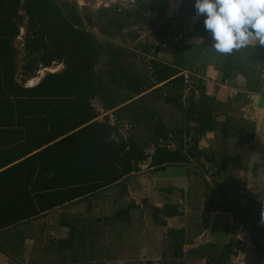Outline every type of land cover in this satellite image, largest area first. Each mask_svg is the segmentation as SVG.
Returning <instances> with one entry per match:
<instances>
[{
  "label": "trees",
  "instance_id": "16d2710c",
  "mask_svg": "<svg viewBox=\"0 0 264 264\" xmlns=\"http://www.w3.org/2000/svg\"><path fill=\"white\" fill-rule=\"evenodd\" d=\"M193 3L181 0L177 13L182 24L176 31L168 32L172 27L169 23L152 30L150 38L179 36L170 61H164L151 43H136L133 50H127L111 41H98L91 31L97 24L107 39L120 36L123 29L133 25L132 13L125 15L118 5L101 8L94 16L69 0H0V36H6L9 26L12 35L17 33L16 24L10 20H19V10L27 17L24 49L28 63L23 76L35 77L39 65L63 66L32 87L13 80L15 71L9 60L0 71L4 80H0V232L120 183L140 172L143 163L154 172L194 163L196 171L206 173L203 159L215 169L218 179L212 181L216 187L212 191L203 178L206 207L214 209L216 192L234 219L254 233L261 264L264 199L258 202L259 196L241 193L239 178L232 175L227 181L226 171L238 160L245 166L248 162L255 125L244 120L239 110L249 94L264 92V47L249 45L230 55L217 53ZM193 18L191 25L186 24ZM127 37L134 42L138 35L128 32ZM185 38L197 42L188 46ZM4 43L1 40L0 46ZM137 57H148L142 69L128 62ZM100 63L105 68L101 74L96 70ZM206 66L219 74L220 85L234 86L236 78L242 77L239 92L235 96L228 89L211 93L213 85L199 74ZM148 91L151 94L142 102L136 101ZM221 94H225V101L220 100ZM152 97L161 98L178 113L179 120L169 122L160 110L148 106ZM93 102L100 105L102 114L110 112L113 123L108 114L99 119ZM123 124L138 133L123 135L119 130ZM206 134L214 136L212 147L202 146ZM231 146H238L236 153L229 150ZM135 207L129 205L114 215L112 222L128 221V211ZM150 208L157 226L182 215L177 203ZM200 217L197 228L202 229L205 223ZM79 221L66 220L67 247L76 248L83 242ZM257 223L263 226L257 227ZM166 238L170 260L164 264H183L182 259L193 254L205 258V264H229L243 246L239 240L229 239L226 244L207 243L184 254L183 246L191 240L183 228L170 229Z\"/></svg>",
  "mask_w": 264,
  "mask_h": 264
},
{
  "label": "crops",
  "instance_id": "0c3cea01",
  "mask_svg": "<svg viewBox=\"0 0 264 264\" xmlns=\"http://www.w3.org/2000/svg\"><path fill=\"white\" fill-rule=\"evenodd\" d=\"M18 17L19 20H15L14 18L10 20V22L16 24L17 33L12 35L13 30L11 31V27L9 26L6 31V36H0V41H5L4 47L0 46V71H2L4 62L9 60L15 71L13 80L16 83L22 84L24 87H32L29 86L28 82L30 80H37V82L41 80L43 77H37L40 74L39 72L48 68H42L39 65L35 77L25 78L23 76V69L28 63L24 49L27 17L23 10L18 11ZM54 65L57 64L53 63L50 67ZM205 74L207 76L204 78L206 83L214 85L215 90L212 89L211 91L213 94H217V92L219 94V90L221 91L223 89L237 90V92L240 90L239 85L243 79L240 76L236 78L235 85L229 87L219 84V74L213 67H209ZM22 79L25 80L21 82ZM0 80L4 81L2 79ZM246 101L245 105L240 107L239 115L244 120L252 122L255 125L254 139L250 145L247 165H243L238 160L234 163L233 168L229 166V169L226 171L228 172V178H226L228 181L232 175H236L239 178L238 190L246 195L259 196L256 198L259 202L261 198L264 199V92L251 93L246 97ZM205 137H211L214 140L213 134H206ZM204 142H201L202 146L210 147L209 145L211 144H204ZM237 147L231 146L229 150H235L236 153ZM202 162H204L205 169L208 173H205L203 170L196 171L194 169V163L191 165L192 168L177 165L166 167L164 170L158 172L147 169L148 173L146 177H149V181L155 187L156 193L161 194L162 199V206H155L153 204L152 207L160 209L165 204L170 203L171 201L168 197L174 196V192L177 191L181 192L183 190V194L175 193V196L178 195L180 201L182 199L186 201V193L188 194V192L193 197L195 196L194 205L197 208V212L195 213L196 218L193 219L195 220L192 222L193 224L191 226L189 224L187 226H171L167 220L172 221L175 218H179V216L165 219L166 225L158 226V229H165L166 227L165 231L161 233V236L163 234V239H165L164 241L161 239L159 242L157 238L155 240L156 242L153 241L154 237L152 238L149 232L157 227L151 216L154 211L148 214L147 207H151V205L147 206L143 200L138 204L131 191L132 188L134 189L132 183H135L137 180L141 181L140 177L137 176L140 171L130 175L124 181L106 187L82 200L71 202L62 207L45 212L35 219L1 231L0 264H136L140 261L147 263L154 260L169 263V240L166 238V233L170 229L181 228L185 230L187 238L191 240V243L183 246L182 251L184 254L191 250L194 251L207 243L223 245L229 239H235L242 242L243 246L236 252L235 256H231L229 264H260L261 257L256 252L253 240L255 238L254 233L250 229L240 225L234 219L232 214L227 211L228 206L216 192H214V199L216 198L215 206L214 209H211L210 206L206 207L205 205L203 199L205 190L203 189V185L200 189L193 190L194 192L192 191V193H190L188 188L184 189L180 185H176L177 182L183 181L184 179L188 181L186 174L189 170H191V174L195 171L193 173L194 177L198 176L202 183L203 178L208 183L213 180H218L214 176L215 169H210L209 164L203 159ZM230 163L233 164L231 161ZM181 172H185V174H180ZM208 176H211L212 180L209 181ZM163 194H166L165 198L164 196L162 197ZM128 196L131 199L130 202H127ZM167 200L169 201L167 202ZM172 203L182 205L179 202ZM131 204H134L136 207L128 211L129 219L126 221L128 223L127 227L124 228L120 225L121 222H112L114 215L125 211ZM142 204L145 205L144 208L141 207ZM141 212L148 214L145 218L148 217L151 222L149 228H142L140 226L141 224L138 226V230L142 231L139 237L135 235L129 223H132L130 221V214H139ZM201 215L203 216L205 225H203L202 229H199L197 228L199 225L197 217L201 221ZM74 218L79 219V225L82 226L81 239L83 242L79 243L76 248L75 246L67 247L64 242L67 240L69 231V228L65 225L66 220ZM256 226L262 227L263 225L257 223ZM127 228H131L132 230L128 233ZM143 231L149 235L146 233L143 234ZM261 244L264 246L263 243ZM154 247L157 248L154 249ZM158 249L160 251L159 255L157 253ZM181 262L183 264H205L206 260L205 258H198L193 254L191 257H184ZM261 264H264V260L261 261Z\"/></svg>",
  "mask_w": 264,
  "mask_h": 264
},
{
  "label": "rangeland",
  "instance_id": "374dc122",
  "mask_svg": "<svg viewBox=\"0 0 264 264\" xmlns=\"http://www.w3.org/2000/svg\"><path fill=\"white\" fill-rule=\"evenodd\" d=\"M69 1H72V0H69ZM106 1H103V0H77V5L79 6V8L88 9L90 12L93 13L94 16H96L99 9L108 7V3ZM130 1L131 0H118V2H116V1L115 2L120 4V7L122 10H125L126 8L129 7ZM180 3H181V0H168V9H167L168 14L165 18L163 17L164 19L156 20L155 22L138 23L132 28L123 29L122 34L120 36L113 38V39L104 38L103 35L100 34V32H99L100 26H98L99 24H97L98 23L97 21H95L97 25L95 27L91 28L92 29L91 31L95 33L98 41H103V40L111 41L113 44L121 45V46L125 47L127 50H133L134 45L136 43H151V44H153V49H156L157 57L160 60L170 61L174 47L176 45V42L179 39V36L178 35H172V34H166L162 40H160L158 38H150L149 36H150L152 30L157 29L159 26H161L163 24L162 22L168 23L170 20H173V23H174V24H172L173 27H171L168 30V32H170V30H173V29L176 31V29L179 28V26L182 24V20H180L178 18L179 16L177 13ZM195 19L196 18L191 19L186 24L191 25ZM128 32H133V33H136L138 35V37L136 38V40L134 42H132L128 39V37H127ZM195 42H197V41L194 39L185 38V43L188 46H192L193 43H195ZM130 52H132V51H130ZM136 52L138 54L139 51H136ZM146 59L148 60V57H144V58H140V57L138 58L137 57V58H135V60H132V58H129L128 62L133 63L134 67H138L139 69H142L144 67V65H146V63H147ZM209 67H211V66H206L204 68V71L201 68L199 74L203 75L204 78H206L207 76L205 73L207 72ZM62 68H63L62 65H54L48 69L41 70L39 72L40 74L37 77L38 78L43 77V76H45V74H47L49 72H59L62 70ZM195 68H197V69L199 68L198 63L195 64ZM96 70L99 74H101V72L104 71L105 68H104L103 64L100 63L96 66ZM185 75H186V78L188 80V71L187 72L185 71ZM242 82H243V79H242ZM32 86H34V85H32ZM215 87H217V86H215ZM212 89L215 90L214 85H213ZM220 96H221L220 100L225 101V99H224L225 94H221ZM147 104L151 108H155L157 110H160L165 120H167L169 122H176L179 120L178 113L176 111L170 109L169 106L165 105L162 102L161 98H158V97L149 98L147 100ZM93 106L100 113L99 119H102L103 116L108 114L110 122L113 123V119H112L110 112L106 113V114H102L103 111L97 102H93ZM119 130L125 136L128 135L129 133L130 134L138 133V130H133L132 128H130L126 124L120 125ZM203 141H205L204 144H208V143L211 144V145H209L210 147H212L214 145V140L211 139V137H209V138L204 137ZM190 168H192V167H190ZM140 169H141V172L137 176L140 177L141 181L137 180V181H135V183H132V187H134V189L132 188L131 191L133 193L134 198L136 199L138 204L143 200L146 202L147 206L148 205L153 206V204L155 206H162V199L160 196L161 194L159 195L156 193V191L154 189L155 187H153L152 183L149 181V177H146L147 173H148L147 163H143L142 165H140ZM206 173H208V171ZM180 174H185V172H181ZM208 177H209V181L212 180L211 176H208ZM187 178H188V181H186L184 179L183 181L177 182L176 185H180L181 188H184V189L188 188L190 190V193H192L193 190H197L198 188L199 189L201 188L202 181L199 179L198 176L194 177L193 173L191 174V170H189L187 172L186 179ZM142 181L144 184L142 183ZM209 184H210L211 188H213L215 190V187L212 184V181L209 182ZM175 193L176 194H181V193L183 194V190L181 192H179V191L174 192V196L172 195V196L168 197L169 200L171 201L170 203H172V202H179L180 204L182 203V205H181L182 215L179 216V218L173 219L172 221L167 220L168 224H170L171 226H177V225L187 226L190 223L193 224L192 222L195 221L193 219L196 218L195 213L197 212L196 206L193 207V204L195 202V199H194L195 196L193 197L191 194H189V192H188V194L186 193V195H187L186 200L189 201L188 203H186L185 201H183V199H182V201H180L179 200L180 198H178V195L175 196ZM165 195L166 194H163L162 197L164 196V198H165ZM128 200H127V202H130V200H131L129 196H128ZM169 200H167V202ZM144 206L145 205H143V204L141 205L142 208H144ZM147 212H148V214H151L153 211H151L150 207H147ZM132 214H130V221H132V223H129V224L132 226V229L134 230L135 235L140 237L142 231L138 230V226L141 224L140 226L142 228H145V227L149 228V224H150L151 220L148 217L145 218V216L148 215V214H145V212H141L139 214H137V213L136 214L132 213ZM197 219H198V221H200L198 217H197ZM127 224H128L127 222H121L120 225H122L125 228V227H127ZM132 229L127 228V232L129 233V231ZM165 229H166V227H165ZM165 229H163V228L158 229V226H157L155 229H153L152 231L149 232L150 236H152V238L154 237L153 238L154 242H156L155 241L156 238L158 239L159 242L161 241V239H163V234L161 236V233H163L165 231ZM122 231H124V230H122ZM145 233L146 232L143 231V234H145ZM149 234H147V235H149ZM241 234H242V232H241ZM164 240L165 239H163V241ZM155 248H157V247H154V249ZM158 248H159V245H158ZM159 249L157 252L158 255L160 253ZM157 258H159V257H157ZM136 264H164V263H162V261L160 262V260L159 261L154 260V261H149L147 263H143V261H140L139 263L137 262Z\"/></svg>",
  "mask_w": 264,
  "mask_h": 264
},
{
  "label": "clouds",
  "instance_id": "9594fccd",
  "mask_svg": "<svg viewBox=\"0 0 264 264\" xmlns=\"http://www.w3.org/2000/svg\"><path fill=\"white\" fill-rule=\"evenodd\" d=\"M217 53L259 45L264 47V0H194Z\"/></svg>",
  "mask_w": 264,
  "mask_h": 264
},
{
  "label": "flooded vegetation",
  "instance_id": "af4514ba",
  "mask_svg": "<svg viewBox=\"0 0 264 264\" xmlns=\"http://www.w3.org/2000/svg\"><path fill=\"white\" fill-rule=\"evenodd\" d=\"M72 1L77 4V0ZM115 1L118 2V0H107L106 2L108 3V7L118 5V8L121 9L120 4L116 3ZM137 1L138 0H131L129 2V7L125 9V15H128V13L130 12L133 15V17L131 18V20L133 21V25L128 28H132L138 23L155 22L156 20H160L164 16L163 8H165L166 13L168 14V2L165 4L164 0H160L158 2L157 0H141L140 4H137ZM168 23L173 27V20H170Z\"/></svg>",
  "mask_w": 264,
  "mask_h": 264
},
{
  "label": "water",
  "instance_id": "95a60500",
  "mask_svg": "<svg viewBox=\"0 0 264 264\" xmlns=\"http://www.w3.org/2000/svg\"><path fill=\"white\" fill-rule=\"evenodd\" d=\"M158 1H160V0H157V2H158ZM163 14H164L163 17L165 18V17L167 16V13H166L165 8H163ZM163 17H162L161 19H164ZM52 73H53V72H52ZM43 77H44V76H43ZM41 79H42V78H41ZM39 81H40V80H38V82H39ZM38 82H37V83H38ZM37 83H36V84H37ZM149 94H151V91H148V92H146V93L140 95L138 98H136V101H137V102H142L143 99H144L147 95H149ZM215 199H216V198H215Z\"/></svg>",
  "mask_w": 264,
  "mask_h": 264
},
{
  "label": "built area",
  "instance_id": "2783aa9c",
  "mask_svg": "<svg viewBox=\"0 0 264 264\" xmlns=\"http://www.w3.org/2000/svg\"><path fill=\"white\" fill-rule=\"evenodd\" d=\"M231 96H235L237 94V90H229Z\"/></svg>",
  "mask_w": 264,
  "mask_h": 264
},
{
  "label": "bare ground",
  "instance_id": "6f19581e",
  "mask_svg": "<svg viewBox=\"0 0 264 264\" xmlns=\"http://www.w3.org/2000/svg\"><path fill=\"white\" fill-rule=\"evenodd\" d=\"M36 82H37V80H35V81L30 80V81L28 82V84H29L30 86H32V85L36 84Z\"/></svg>",
  "mask_w": 264,
  "mask_h": 264
}]
</instances>
